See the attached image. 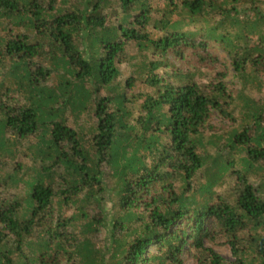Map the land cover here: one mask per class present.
Masks as SVG:
<instances>
[{
    "label": "trees",
    "instance_id": "16d2710c",
    "mask_svg": "<svg viewBox=\"0 0 264 264\" xmlns=\"http://www.w3.org/2000/svg\"><path fill=\"white\" fill-rule=\"evenodd\" d=\"M183 255L264 264V0H0V264Z\"/></svg>",
    "mask_w": 264,
    "mask_h": 264
},
{
    "label": "rangeland",
    "instance_id": "374dc122",
    "mask_svg": "<svg viewBox=\"0 0 264 264\" xmlns=\"http://www.w3.org/2000/svg\"><path fill=\"white\" fill-rule=\"evenodd\" d=\"M233 74V73H231ZM227 82H229L231 84V86L235 89L236 88V83H235V79L233 78L232 75L228 76L226 79ZM215 122L217 124L221 123V119L220 118H216ZM215 250L220 253L223 257H225L226 259H232L231 253H230V249L227 246H219L216 247ZM183 264H195L192 258H188L186 255H183Z\"/></svg>",
    "mask_w": 264,
    "mask_h": 264
}]
</instances>
